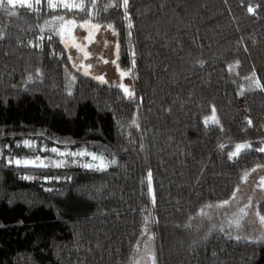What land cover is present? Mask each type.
Instances as JSON below:
<instances>
[{"label": "trees", "instance_id": "1", "mask_svg": "<svg viewBox=\"0 0 264 264\" xmlns=\"http://www.w3.org/2000/svg\"><path fill=\"white\" fill-rule=\"evenodd\" d=\"M4 3L0 264H129L145 228L156 264H264V240L236 239L215 207L264 169V0H129L127 18L123 0H84L83 11ZM57 16L112 25L135 100L74 69L61 37L41 31ZM213 108L219 123L206 127ZM26 139L107 167L9 166L34 158Z\"/></svg>", "mask_w": 264, "mask_h": 264}, {"label": "rangeland", "instance_id": "2", "mask_svg": "<svg viewBox=\"0 0 264 264\" xmlns=\"http://www.w3.org/2000/svg\"><path fill=\"white\" fill-rule=\"evenodd\" d=\"M75 3H83L84 0H74ZM35 5V4H34ZM33 5V6H34ZM78 9V8H74ZM73 21V20H72ZM59 21L46 23L43 25V29L46 31H56L60 26ZM79 25H84V27H80ZM94 26H99L98 29ZM71 28L70 34L65 32L64 35V45L67 44V50L69 55L73 58L71 60V64L75 70L85 75V71L88 72V77L95 79L97 76H103L105 84L113 85L120 87V85H124L129 88L134 94V86H133V76L132 73L129 72H121L116 66V44H115V36L111 32V29L107 27V25H93L89 22L83 24H77L74 22L73 25L69 26ZM92 33L91 42L85 39V37L89 36V33ZM60 36V35H58ZM73 40L75 43L79 44L84 50L88 53V58H84L83 52L79 51L76 47H73ZM104 61H108L105 63ZM83 64L85 66L91 65L90 68L81 67ZM121 73H128L127 75L122 76ZM98 80V79H95ZM99 81V80H98ZM121 88V87H120ZM133 100L135 97L133 95ZM137 125V120L135 119ZM23 145V144H22ZM24 146V145H23ZM25 147V146H24ZM29 152L33 153L34 158H30L27 160H35L36 157H40L43 159L44 163L47 165L46 167L52 168H64V167H72L79 166L83 169L87 170H100L98 166L103 162L106 164V161L100 155L93 152H85L90 155L85 156H60L57 153L50 151V149L45 148L43 145H36L34 147H25ZM41 149H47L41 151ZM59 151V150H58ZM81 151V150H80ZM59 152H79V151H59ZM36 153V154H35ZM92 155L102 158L93 160ZM64 161V163L60 167L55 166V162ZM22 161V160H21ZM80 162V163H79ZM68 164V165H67ZM91 164L94 167H85L84 165ZM24 166V165H21ZM98 169H96V168ZM106 168V167H104ZM264 177V169L257 168L255 171H252L249 175H247V179H243L240 186L236 190V198L231 199V203L223 208L230 213L229 220L233 219L241 208H244L246 204H248L249 200H251V206L245 208V212L247 215L243 216L241 219V226L235 227L231 226V229L234 230L236 236L235 238L241 241L246 242H259L264 240V224L261 223L260 217L256 213V204L260 200L261 196L264 194V190L260 186V179ZM33 179V178H31ZM30 179V180H31ZM41 181L45 184L51 183L53 179L44 178ZM56 181H60L59 179ZM149 229L145 232L141 243L139 244L138 251L136 256L134 255L129 264H156L155 254L153 248L151 246V240L148 239L149 236L152 235L148 232Z\"/></svg>", "mask_w": 264, "mask_h": 264}, {"label": "snow or ice", "instance_id": "3", "mask_svg": "<svg viewBox=\"0 0 264 264\" xmlns=\"http://www.w3.org/2000/svg\"><path fill=\"white\" fill-rule=\"evenodd\" d=\"M47 2V6L49 9L55 11L56 9L58 8H65V9H68L69 11H71L73 8H78L80 10H84V5L83 3H75L74 0H46ZM42 3V0H6V4L8 6H12V7H16L17 5L21 6V7H26V8H33V5L35 4L36 6H39L40 4ZM128 3H129V0H123V8H124V12H125V18H127V8H128ZM5 6V3H4V0H0V7H4ZM93 6H94V0H93ZM248 12L249 13H253L254 12V9L249 7L248 8ZM13 15H15V13H13ZM56 21H59L61 22L60 23V26L59 28L54 32V35H60L61 37V42L64 43V35H65V32H68L70 34L71 32V28L69 26L73 25L74 24V21L72 20H65V18L63 16H57L55 18V21L53 22H56ZM87 23V22H86ZM80 27H84V25H79ZM98 29L99 26H94ZM109 29H112V25H108L107 26ZM128 27L131 28L132 25L131 23L129 22L128 24ZM41 31L43 32L44 29L41 28ZM113 32L115 34V31L113 29ZM129 35H131V33H129ZM2 38V37H0ZM41 39H43V37H40ZM48 39H52L51 36L48 37ZM85 39L89 40V42H91V39H92V33L90 32L89 33V36L88 37H85ZM73 47H76L79 51L83 52L84 54V58L87 59L88 58V53L84 50V48H82L79 44L75 43V41L73 40ZM68 45L65 44V48L67 49ZM119 49V45L117 44V50ZM68 59L71 61L73 58L71 56L68 57ZM105 63H107L108 61H104ZM81 67H85L86 69L87 68H90L91 65H83L81 64L80 65ZM231 67V66H230ZM88 72L85 71V75H87ZM128 73H121L122 76L124 75H127ZM95 79H98L101 83L104 82V78L103 76H97L95 77ZM257 87H260V83L259 81H255ZM121 89L123 90L124 94L126 97L128 98H132L134 93L132 91L129 90V88L125 87L124 85H120ZM261 90L264 91V87H261ZM69 95H71V91H69L68 93ZM209 122L211 123H214V124H218L219 121L216 119V116H215V109L213 108V115L212 117L209 119H206L205 120V126L207 127ZM251 121L249 120L248 121V124L251 125ZM132 124L135 125L136 124V121L133 120L132 121ZM23 145L25 147H34V144L29 141V140H24L23 141ZM19 146V145H17ZM223 148V145L221 146ZM251 148V144L250 143H243V144H237L235 145V151H230L228 152V159L229 160H233L235 158H237L240 153L242 151H245V150H248ZM44 150H47V149H41V151H44ZM256 151H259V152H264V147H259L257 149H255ZM50 151L54 152V153H57L58 155L60 156H85V155H90L89 153L81 150L79 152H59L57 148H52L50 149ZM92 159L93 160H97V159H101L100 157H97L95 155H92ZM7 163L9 166L11 165H15L17 167H20L21 165H24V166H32V167H46L47 165L44 163L43 159L40 158V157H36L35 160H24V161H21L20 159L18 158H9L7 160ZM64 163V161H57L55 162V166L56 167H60L62 164ZM111 164H115L116 161L115 160H112L110 161ZM85 167H94V165H91V164H86L84 165ZM99 168H104V167H107L106 164H104L103 162L98 166ZM256 169H253V171H255ZM23 179L25 180H28V179H31V177L29 176H24ZM244 179L246 180L247 179V174H245V177ZM260 186L262 187V190H264V177H261L260 179ZM239 189H237L238 191ZM151 173H149V193L151 194ZM232 198L235 199L236 198V192H233L232 193ZM231 203L230 200H225L223 202H221L220 204H217L215 205V207L217 208H223L227 205H229ZM155 205V200L153 198V206ZM251 206V200H249L248 204H246L244 206V208H241L239 210V213L233 218V219H230L228 221V224L229 226H235V227H240L241 226V219L243 218V216L247 215V213L245 212V208L247 207H250ZM206 207H213L212 205H209V206H206ZM200 215L202 216H207V212H204L202 211L200 213ZM257 215H259V213H257ZM261 219V223L264 224V216L260 217ZM146 225L148 223V221L146 220L145 221ZM223 230V228L221 229ZM145 231H147V228H145ZM149 240L152 239L151 236L148 237ZM138 264V262H137Z\"/></svg>", "mask_w": 264, "mask_h": 264}]
</instances>
